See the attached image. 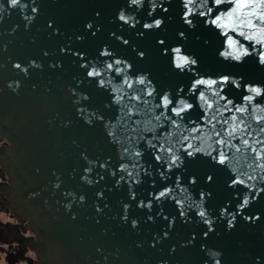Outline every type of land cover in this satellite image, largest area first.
<instances>
[{"label":"snow or ice","instance_id":"obj_1","mask_svg":"<svg viewBox=\"0 0 264 264\" xmlns=\"http://www.w3.org/2000/svg\"><path fill=\"white\" fill-rule=\"evenodd\" d=\"M143 2L125 0V7L140 6ZM180 3L184 30L176 33L177 38L171 43H167L168 38L162 34L155 43L160 52L168 56L171 72L188 75L187 84L163 83L153 69L141 66L148 50L129 45L123 35L116 37L115 32L110 35L131 47V55L118 52L107 43L101 45L93 58L84 50H73L71 42L58 49L76 58L81 73L73 76L68 85L75 117L83 125L85 135L99 132L95 152L80 148V171L73 169L72 176L93 190L92 207L98 217L106 214L109 207L107 193L122 188L125 195L116 213L122 224L139 229L148 221L162 219L163 229L154 231L149 241L152 248L159 247L170 237L178 220L187 222L192 215L207 227L208 230L202 232L204 237L215 229L217 221L233 229L238 215L249 222L264 218L259 210L254 214L246 211L250 197L255 200L257 194L264 191L250 182L259 179L264 183V126L252 125L247 119L251 115L256 122H264V78H249L239 70L248 60L255 61L264 70V0H180ZM160 7L163 13L167 12V4ZM14 8L21 12L26 26L39 11L37 0H0V23L5 11L10 14ZM156 8L155 3L147 7L149 19L142 24L143 29L159 30L164 23L165 16L152 15ZM118 16L133 27L139 23L126 15L123 8ZM198 23L210 26L215 37L197 34ZM47 24L50 34L59 33L52 19ZM18 27L13 25L8 30L14 32ZM85 27L93 29L91 22ZM95 34L93 30L91 35ZM190 38L197 46L189 47ZM215 38L219 40L216 58L236 70L202 67L203 53L212 47ZM43 56H49L47 50L43 51ZM52 60L51 68L63 69L62 58ZM28 64L43 67L36 59ZM28 64L16 60L13 67L28 73ZM230 88L240 90L239 95L234 96ZM94 91L102 93L99 100H94ZM258 98L260 102H256ZM72 123L71 119L63 121L66 127ZM72 143L79 147L78 138ZM108 148L115 150V158ZM242 148L245 155L235 161V154ZM241 167L247 171H241ZM221 175L227 176V186L242 185L243 188H232L239 198L237 202L228 199L223 206L213 208L210 201ZM157 176L161 180L159 185ZM145 179L153 190L146 197L138 196L137 188ZM60 183L58 178L57 186ZM250 189H255L256 194L248 191ZM66 195H71L77 203L88 201V193L83 190ZM162 199L173 202L174 215L166 211ZM68 206L71 208L72 204ZM133 208L144 210L143 217L134 216ZM76 214L72 212L73 216ZM190 235L194 240L197 233L192 231ZM192 240L185 239L183 244L188 245ZM136 246L143 247V243L137 242ZM178 247L171 243L167 254L157 257L155 264H183L177 256ZM201 248L207 249V245L202 243ZM255 259L258 264H264V256L258 255ZM222 261L223 252L216 249L207 250L201 258V264H222Z\"/></svg>","mask_w":264,"mask_h":264},{"label":"water","instance_id":"obj_2","mask_svg":"<svg viewBox=\"0 0 264 264\" xmlns=\"http://www.w3.org/2000/svg\"><path fill=\"white\" fill-rule=\"evenodd\" d=\"M37 3L39 11L28 26L21 12L15 8L10 14L5 11L4 20L0 23V137L8 141L6 146L0 148V158L10 176L8 191L12 210L19 218L28 220L29 228L35 235L29 244L39 263L155 264V259L166 255L169 245L176 243L179 246L177 256L183 264H201V258L210 249L222 250V264H258L255 257L264 256V218L249 222L238 215L233 229L217 221L215 229L204 237L202 232L208 230L207 227L192 215L187 222L178 220L170 237L159 247L152 248L149 241L154 231L163 229L165 222L162 219L148 221L139 229L122 224L116 216L125 195L122 188L107 193L109 207L105 210L106 214L98 217L92 207L93 190L81 184L78 177L72 176L73 169L80 171V148L87 147L95 152V138L99 132L85 135L83 125L75 117L68 85L73 76L81 73L76 58L70 53H60L58 49L71 42L73 50H84L89 58H93L101 45L107 43L118 52L131 55L132 48L116 39L123 35L129 45L148 50L147 59L141 66L153 69L159 80L172 85L181 82L187 84L188 75L171 72L168 56L162 54L155 43L161 34L168 38L167 43H171L177 38L176 33L184 30L180 0H144L140 6L128 7H125V0H37ZM151 3L157 5L153 16L160 14L166 17L159 30H145L142 27L149 19L146 9ZM162 4L168 5L166 13L161 11ZM122 8L126 15L139 21L135 27L119 19L118 13ZM49 19L59 27V33L50 34ZM89 22L93 29L85 27ZM13 25L19 27L14 32L9 31ZM93 30L95 35H91ZM196 31L205 37H215V33L210 32V26L198 23ZM112 32L116 33V37L110 35ZM140 32H145V35H139ZM77 35L83 38L77 40ZM218 44L219 40L215 38L212 47L204 51L202 67L236 70L216 58L215 48ZM193 46L197 45L190 38L189 47ZM45 50L49 53L48 57L43 56ZM53 57L62 58V70L49 66L50 62H54ZM32 59H36L38 64L42 63L43 67L28 64ZM16 60L28 64L29 72L14 68L13 62ZM239 70L249 78H264V70L253 60H248ZM229 91L238 96L240 90L230 88ZM101 96L102 93L94 91V100H99ZM256 102H260L259 98ZM252 111L249 106V113ZM66 119H71L73 123L66 127L63 124ZM247 119L252 125L264 126V122H256L251 115ZM74 138L79 139V147L72 143ZM107 150L115 158V150ZM243 155L242 148L240 153L235 154V161L242 160ZM240 170L247 171L243 167ZM248 174L253 175L252 172ZM256 175L258 177L259 172ZM58 178L62 181L59 186ZM156 178L159 185L161 180L158 176ZM226 179V175H221L215 185L210 201L213 208L223 206L228 199L234 203L239 199L232 188L243 186H227ZM250 182L264 189V183L259 179ZM81 190L88 193L87 203H77L71 195H66ZM152 190L153 186L145 179L137 188L138 196L146 197ZM248 191L256 194L255 189ZM192 198L188 197L189 200ZM69 203L72 204L71 208ZM162 204L166 211L175 214L176 206L172 201L162 199ZM155 208L154 202V211ZM257 210L264 213V191L257 194L255 200L250 197L246 206L249 214ZM73 211L77 213L76 216L72 215ZM131 211L137 217L144 215L141 209L133 208ZM192 231L197 233L194 240L190 235ZM185 239L192 240V243L184 245ZM137 242H142L143 247H137ZM202 243L207 245V249L201 248ZM117 252L118 255L115 254Z\"/></svg>","mask_w":264,"mask_h":264},{"label":"flooded vegetation","instance_id":"obj_3","mask_svg":"<svg viewBox=\"0 0 264 264\" xmlns=\"http://www.w3.org/2000/svg\"><path fill=\"white\" fill-rule=\"evenodd\" d=\"M8 144L6 138L0 137V148ZM9 173L0 158V212L5 219H0V250L6 264H40L36 253L30 247L29 240L34 233L25 218H19L11 207L8 186L11 185ZM1 257V256H0Z\"/></svg>","mask_w":264,"mask_h":264},{"label":"rangeland","instance_id":"obj_4","mask_svg":"<svg viewBox=\"0 0 264 264\" xmlns=\"http://www.w3.org/2000/svg\"><path fill=\"white\" fill-rule=\"evenodd\" d=\"M5 214L0 212V219H5ZM0 264H6L5 261H4V254L2 253V251L0 250ZM22 264H25V263H22Z\"/></svg>","mask_w":264,"mask_h":264}]
</instances>
